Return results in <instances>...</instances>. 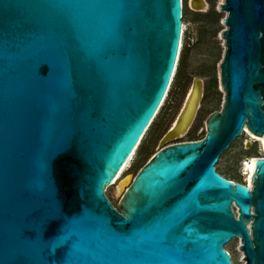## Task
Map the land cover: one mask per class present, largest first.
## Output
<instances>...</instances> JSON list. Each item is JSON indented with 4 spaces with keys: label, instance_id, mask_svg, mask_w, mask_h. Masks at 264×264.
<instances>
[{
    "label": "water",
    "instance_id": "water-1",
    "mask_svg": "<svg viewBox=\"0 0 264 264\" xmlns=\"http://www.w3.org/2000/svg\"><path fill=\"white\" fill-rule=\"evenodd\" d=\"M221 9L225 98L205 136L120 171L175 74L183 0H0V264H235L234 238L264 264V156L251 176L216 168L244 127L264 138V0Z\"/></svg>",
    "mask_w": 264,
    "mask_h": 264
},
{
    "label": "rangeland",
    "instance_id": "rangeland-1",
    "mask_svg": "<svg viewBox=\"0 0 264 264\" xmlns=\"http://www.w3.org/2000/svg\"><path fill=\"white\" fill-rule=\"evenodd\" d=\"M200 1L196 0L193 6L192 0H185L182 18L184 32L175 74L166 99L136 148L126 171H139L164 145L188 141L189 138L202 139L206 134L207 118L223 106L225 91L220 81V64L226 49L222 32L226 28L224 18L227 13L221 9L224 0H205V8H201ZM195 78L203 80L204 95L193 124L187 133L161 144L163 136L182 111ZM258 142L261 141L252 139L248 132L237 137L220 156L216 164L218 172L223 176H247L244 163L249 157L264 156ZM239 242L234 238L225 248L231 253L235 264H245L246 261H240Z\"/></svg>",
    "mask_w": 264,
    "mask_h": 264
},
{
    "label": "bare ground",
    "instance_id": "bare-ground-1",
    "mask_svg": "<svg viewBox=\"0 0 264 264\" xmlns=\"http://www.w3.org/2000/svg\"><path fill=\"white\" fill-rule=\"evenodd\" d=\"M191 90V89H190ZM190 92V91H189ZM166 99V98H165ZM163 103V102H162ZM158 113V112H157ZM248 132L251 136L252 139L254 140H260L261 141V146H262V151H263V155H264V138L262 137H259L257 135H255L254 133H252L247 127H245V130L244 132ZM144 137V135H143ZM142 137V138H143ZM141 138V140H142ZM141 142V141H140ZM140 144V143H139ZM136 151V150H135ZM135 151L133 152V154L131 155V157L129 158L128 162L124 165V167L120 170V171H126L129 167V163L131 161V159L133 158L134 154H135ZM258 157L257 156H251L249 157V159L244 163L245 165V169L247 170V176H251L252 174V170L255 168V161ZM235 208L237 209V212H238V207L237 205H235ZM240 245H241V242H239V245H238V251L240 253V261L245 263V259H244V253L243 251L241 250L240 248Z\"/></svg>",
    "mask_w": 264,
    "mask_h": 264
},
{
    "label": "trees",
    "instance_id": "trees-1",
    "mask_svg": "<svg viewBox=\"0 0 264 264\" xmlns=\"http://www.w3.org/2000/svg\"><path fill=\"white\" fill-rule=\"evenodd\" d=\"M183 7H185V0H183ZM180 74H181V71L178 73V77H177V79L179 78V76H180ZM245 133V132H244ZM195 138H189L188 140H194ZM142 153V152H141ZM221 174V173H220ZM232 180V179H231ZM243 184H245L246 185V181H244L243 182Z\"/></svg>",
    "mask_w": 264,
    "mask_h": 264
},
{
    "label": "flooded vegetation",
    "instance_id": "flooded-vegetation-1",
    "mask_svg": "<svg viewBox=\"0 0 264 264\" xmlns=\"http://www.w3.org/2000/svg\"><path fill=\"white\" fill-rule=\"evenodd\" d=\"M258 143H259L260 145L262 144L261 142H258ZM261 148H262V146H261ZM238 182L243 183V181H238ZM233 203H234V202H233ZM232 208H233V211H234L235 215L237 216V209L233 207V204H232Z\"/></svg>",
    "mask_w": 264,
    "mask_h": 264
},
{
    "label": "built area",
    "instance_id": "built-area-1",
    "mask_svg": "<svg viewBox=\"0 0 264 264\" xmlns=\"http://www.w3.org/2000/svg\"><path fill=\"white\" fill-rule=\"evenodd\" d=\"M183 32H184V25H183ZM182 45V44H181ZM178 60H179V58H178ZM165 98H166V96H165ZM164 98V99H165ZM164 101V100H163ZM244 130H245V127H244ZM244 133V132H243ZM140 143V142H139ZM139 143H138V145H139ZM137 148V147H136ZM263 157V156H262ZM233 207L235 208V203H233ZM232 260H233V257H232ZM234 262V261H233Z\"/></svg>",
    "mask_w": 264,
    "mask_h": 264
},
{
    "label": "clouds",
    "instance_id": "clouds-1",
    "mask_svg": "<svg viewBox=\"0 0 264 264\" xmlns=\"http://www.w3.org/2000/svg\"><path fill=\"white\" fill-rule=\"evenodd\" d=\"M222 175V174H221Z\"/></svg>",
    "mask_w": 264,
    "mask_h": 264
}]
</instances>
